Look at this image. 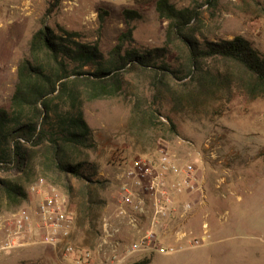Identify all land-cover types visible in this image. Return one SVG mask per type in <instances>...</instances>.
<instances>
[{
    "label": "rangeland",
    "instance_id": "rangeland-1",
    "mask_svg": "<svg viewBox=\"0 0 264 264\" xmlns=\"http://www.w3.org/2000/svg\"><path fill=\"white\" fill-rule=\"evenodd\" d=\"M170 1L179 8L200 4L202 33L208 39L241 36L264 54V0H217L214 6L204 0ZM50 3L51 0H0V108L9 107L16 65L25 56L32 33L41 25L76 31L82 40L97 42L105 53L126 29L122 10L134 8L132 0H62L54 8H50ZM47 9L51 10L45 16ZM100 11L107 13L101 23ZM141 14L140 19L130 23L132 45L140 49L163 46L166 22L157 17L153 7L142 10ZM165 61L172 63L171 57H166ZM209 64L213 72L220 68L216 62ZM123 80L121 95L81 104L83 118L97 142V149L76 155V160L92 165L97 169L95 179L105 180L98 190L105 205L97 211L93 225L88 226L81 219V184L71 180V193L67 194L61 186L43 176L37 155L31 162L32 175L23 184L27 199L15 206L1 203L0 242L11 215L27 211L39 200V196L33 198L29 193L30 185L38 178L57 187L67 198L61 222L68 229L67 236L56 246L41 245L35 230L18 240L21 246L0 251V264H115L98 252L102 220L112 210L116 190L111 179L113 170L136 156L154 158L160 153L181 159L188 158L189 153L196 164L197 183H202L206 204L195 205L185 228L199 237L203 233L201 225L206 223V241L199 247L184 245V249L169 254H134L121 264H130L145 256L150 258L149 264H264V99L249 100L233 93L231 101L224 105L220 92L191 93L171 83L156 99L141 74H127ZM152 101H155L152 109L156 118L152 122L142 120L134 110L135 104L140 103L145 110ZM54 103L60 111H66L63 100ZM51 115L55 120L56 116ZM169 121L174 129L170 128ZM206 141H210L214 149L212 159L205 157L202 145ZM178 180L166 176L169 189L185 194ZM216 190L225 194L235 191L242 200L236 201L230 196L221 201L219 193L213 192ZM213 198L217 203L214 208ZM184 201L175 202V208ZM180 219L176 209L167 224L171 228ZM218 226L224 227L220 233L216 231ZM161 245L173 244L163 242ZM69 246L72 250L66 253L65 248ZM179 246L173 245L174 248ZM86 254L87 259H84Z\"/></svg>",
    "mask_w": 264,
    "mask_h": 264
},
{
    "label": "trees",
    "instance_id": "trees-1",
    "mask_svg": "<svg viewBox=\"0 0 264 264\" xmlns=\"http://www.w3.org/2000/svg\"><path fill=\"white\" fill-rule=\"evenodd\" d=\"M61 1L51 0L50 8ZM216 1L204 0L211 6ZM132 2L134 8L122 10L126 29L105 53L97 42L84 41L78 32L62 27L55 30L43 24L32 33L26 54L16 65L9 107L0 108V208L3 202L15 206L27 199L23 184L32 175V159L39 155L43 176L52 184L67 194L71 193V180L81 184V219L93 225L97 211L105 205L98 196L105 180L95 179L97 169L92 165L76 160V155L97 149L81 104L121 95L124 75L141 74L156 99L169 83L191 93L220 92L224 105L233 93L249 100L264 99V54L249 40L241 36L208 39L202 33L200 4L179 8L170 0ZM150 7L166 22L164 44L136 48L130 23ZM98 15L101 23L107 13ZM166 57H171L172 63L165 61ZM210 62L220 68L213 72ZM57 100H63L66 111L59 110L54 103ZM154 103L145 110L136 103L139 118L152 122L156 118ZM169 126L174 129L171 121ZM149 262L145 256L130 264Z\"/></svg>",
    "mask_w": 264,
    "mask_h": 264
},
{
    "label": "built area",
    "instance_id": "built-area-1",
    "mask_svg": "<svg viewBox=\"0 0 264 264\" xmlns=\"http://www.w3.org/2000/svg\"><path fill=\"white\" fill-rule=\"evenodd\" d=\"M202 146L205 157L212 159L214 149L210 141L204 142ZM189 156V153L188 158L183 159L166 153L154 158L136 156L126 165L115 167L111 178L116 186L112 210L103 217L98 244V252L108 261L121 264L134 254H169L184 249V245L187 248L199 247L206 241V223L201 225L203 233L199 237L193 236L192 230L185 228L187 220L195 211V205L202 207L206 204L202 183H197V166ZM167 175L178 178L184 193L188 195L177 208L169 194L172 189L168 188ZM29 193L33 198H40L27 211L11 215L0 242V251L6 252L21 246L18 240L35 230L41 245L56 246L67 236L68 229L61 223L67 198L60 190L43 178H38L30 185ZM176 209L181 219L170 228L168 217ZM124 228L129 230L130 235L126 236ZM169 236L174 238L176 244H180L178 248L161 245L167 242ZM71 250L70 246L65 248L66 253Z\"/></svg>",
    "mask_w": 264,
    "mask_h": 264
},
{
    "label": "crops",
    "instance_id": "crops-1",
    "mask_svg": "<svg viewBox=\"0 0 264 264\" xmlns=\"http://www.w3.org/2000/svg\"><path fill=\"white\" fill-rule=\"evenodd\" d=\"M170 191V195H171V200L175 203V202H178V200H180V199H187L188 198V195H187V193H185V194H181V193H177L176 191H174V190H169ZM213 192H218L219 193V195H220V197H221V201L224 199H228L230 196H232L236 201H241L242 200V196H239L235 191H233V192H228V194H225L224 192H222V191H219V190H216V191H213ZM212 194V193H211ZM214 194V193H213ZM212 203H213V205L214 206H216V201H215V198H213V200H212ZM216 203V204H215ZM111 204H112V201H111ZM222 224V223H221ZM220 225V224H219ZM192 226H193V224H192ZM223 228L224 227H222V226H218V227H216V231L218 232V233H220L221 232V229L223 230ZM124 232H125V234H126V236L127 235H130V232H129V230L127 229V228H124ZM167 242L169 243V244H176V242H175V240H174V238L172 237V236H169L167 239Z\"/></svg>",
    "mask_w": 264,
    "mask_h": 264
}]
</instances>
